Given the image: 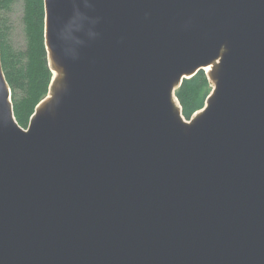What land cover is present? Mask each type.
<instances>
[{
  "label": "water",
  "instance_id": "1",
  "mask_svg": "<svg viewBox=\"0 0 264 264\" xmlns=\"http://www.w3.org/2000/svg\"><path fill=\"white\" fill-rule=\"evenodd\" d=\"M43 3L26 128L0 59V264H264V0Z\"/></svg>",
  "mask_w": 264,
  "mask_h": 264
},
{
  "label": "trees",
  "instance_id": "2",
  "mask_svg": "<svg viewBox=\"0 0 264 264\" xmlns=\"http://www.w3.org/2000/svg\"><path fill=\"white\" fill-rule=\"evenodd\" d=\"M17 2L0 0V59L11 90L14 117L21 127L26 128L36 106L47 96L53 74L44 44L43 0H22L24 48L16 47L11 41V14ZM211 90L212 83L204 70L183 80L175 90V96L186 119L204 107Z\"/></svg>",
  "mask_w": 264,
  "mask_h": 264
},
{
  "label": "rangeland",
  "instance_id": "3",
  "mask_svg": "<svg viewBox=\"0 0 264 264\" xmlns=\"http://www.w3.org/2000/svg\"><path fill=\"white\" fill-rule=\"evenodd\" d=\"M11 20L13 23V32L11 35V41L18 48H24L25 46V32H24V23H23V2L18 0L14 5Z\"/></svg>",
  "mask_w": 264,
  "mask_h": 264
},
{
  "label": "bare ground",
  "instance_id": "4",
  "mask_svg": "<svg viewBox=\"0 0 264 264\" xmlns=\"http://www.w3.org/2000/svg\"><path fill=\"white\" fill-rule=\"evenodd\" d=\"M210 68H211L210 66H207V67L205 68V71L208 72V71L210 70Z\"/></svg>",
  "mask_w": 264,
  "mask_h": 264
}]
</instances>
